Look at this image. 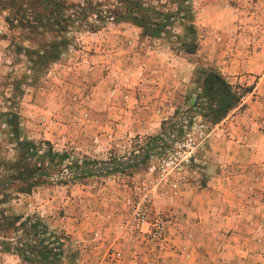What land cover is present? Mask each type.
Segmentation results:
<instances>
[{"label":"rangeland","instance_id":"374dc122","mask_svg":"<svg viewBox=\"0 0 264 264\" xmlns=\"http://www.w3.org/2000/svg\"><path fill=\"white\" fill-rule=\"evenodd\" d=\"M57 1L0 0V264H264V0H136L173 15L159 37L117 20L121 0ZM52 10L71 20L66 33L19 23ZM59 39L67 47L56 60L28 61L24 49ZM209 71L242 93L216 124L194 108ZM9 115L20 140L66 154L30 192L7 174L22 157ZM85 160L79 175L74 163ZM202 193V210L219 216L192 224L185 196ZM144 195L149 224H165L159 242L133 226L127 201ZM36 230L53 237L57 260L13 250L38 245Z\"/></svg>","mask_w":264,"mask_h":264},{"label":"trees","instance_id":"16d2710c","mask_svg":"<svg viewBox=\"0 0 264 264\" xmlns=\"http://www.w3.org/2000/svg\"><path fill=\"white\" fill-rule=\"evenodd\" d=\"M43 1H45L47 5L54 6V9L62 6V3L57 0H41V2ZM121 3L123 14L114 13L115 18L117 20H127L138 25L143 28V33L150 37H159L173 18L172 14H161L154 10L148 11L147 8L139 5V2L136 0H121ZM60 16V12H58L57 15H54L52 10L46 16L35 14L31 19L23 17L20 19L19 23L21 26L30 29L46 28L48 32H60L64 34L67 30L65 27L63 28L61 23L63 20L67 22H70L71 20L67 16L65 17V14L62 16L63 20H60ZM56 26L57 29H54ZM190 29L191 27L189 30ZM66 47L67 40L59 39L56 42L50 43V45H45L43 48L22 50L25 52L28 61L33 64L34 67H43L56 60ZM188 53H194V46L190 47ZM31 69L33 70L34 68L32 67ZM200 85V93L196 97L197 105L194 108H198L201 112V117L213 124L220 122L226 117L227 114L238 105L242 97V93L233 90L224 77L214 71L206 72ZM9 116V125L12 128V133L16 139L17 146L22 152V157L21 163L18 161L7 169V174L10 175L9 179L24 183L25 189H21L23 192H30L31 188L38 184L37 181L33 179L35 177H45L48 175L47 172L50 169L60 167L65 161L66 154L57 153L51 148L46 151H41L34 143L25 139L20 140L17 116ZM163 141L166 145H169L172 140L163 139ZM157 148V146L152 147L149 150V153H146V155L142 157L141 162L150 157L151 154L155 155V149ZM152 150L153 153H151ZM74 164L75 170L79 172V175L86 174L85 171L88 170L87 166H89L87 160L80 165L77 163ZM66 166L65 169H71L69 165ZM130 166L131 162H128L126 167ZM12 168L15 169L12 170ZM92 168V170H100L95 167ZM113 170L111 169V171ZM16 171L18 172L17 175H11ZM22 218L23 217L21 216H16L5 217L4 219L8 222V225H15ZM24 225V222L19 223V226L22 228ZM24 229H26V227H24ZM33 234L35 236H41V239L38 240V245H29L28 243L21 244L20 247L13 248V250L24 259H27V254L32 253L36 254L43 261H47L50 258L57 260L55 257L61 254V251L60 247H52L53 242L51 240H53V237L45 231L40 232L36 230ZM47 240H50L51 243L47 242V244H45ZM56 250L58 251L56 252Z\"/></svg>","mask_w":264,"mask_h":264},{"label":"built area","instance_id":"2783aa9c","mask_svg":"<svg viewBox=\"0 0 264 264\" xmlns=\"http://www.w3.org/2000/svg\"><path fill=\"white\" fill-rule=\"evenodd\" d=\"M195 143L193 139L188 138L181 144V147L186 148V152H188L195 146ZM186 152H183L182 155V161L185 162H187V158L191 157V153L186 155ZM127 203L132 208L131 219L133 221V226L141 230L142 226L148 225L147 234L149 238L152 241H161L166 230L165 224L158 219L149 224V197L144 195L137 201L131 202V200H128Z\"/></svg>","mask_w":264,"mask_h":264},{"label":"crops","instance_id":"0c3cea01","mask_svg":"<svg viewBox=\"0 0 264 264\" xmlns=\"http://www.w3.org/2000/svg\"><path fill=\"white\" fill-rule=\"evenodd\" d=\"M203 195H204V193L199 194V195H194V196H189V195L185 196V199L189 198V200L191 201V203L185 202L186 203V207H188V208H186L187 209L186 210V212H187L186 220L187 221L193 220L194 222H192V224L195 223V224L199 225L201 223V221L197 222V219L202 220V218H203V219L207 220L208 218H211V216H214V215L215 216H219L218 214H216L214 212L209 213L205 209L202 210L201 204H208V200H205V197H203ZM202 198H204V199H202ZM195 208H197L198 210H195ZM212 218H215V217H212ZM190 250L192 251V250H194V248H191ZM173 261H174V259L169 260V261L167 260V264H174ZM178 262H180L181 264H184L183 261H178ZM118 264H137V263L132 258H130V259L129 258H127V259L124 258ZM188 264H194V263L193 262H188Z\"/></svg>","mask_w":264,"mask_h":264}]
</instances>
